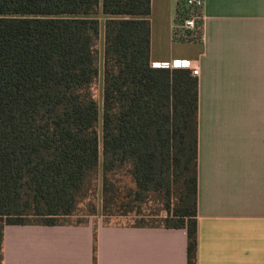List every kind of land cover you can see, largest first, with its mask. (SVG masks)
Instances as JSON below:
<instances>
[{
  "label": "trees",
  "instance_id": "1",
  "mask_svg": "<svg viewBox=\"0 0 264 264\" xmlns=\"http://www.w3.org/2000/svg\"><path fill=\"white\" fill-rule=\"evenodd\" d=\"M151 10L152 0H0V264L5 226L86 225L99 208L104 222L186 230L197 264L199 83L152 67Z\"/></svg>",
  "mask_w": 264,
  "mask_h": 264
},
{
  "label": "crops",
  "instance_id": "2",
  "mask_svg": "<svg viewBox=\"0 0 264 264\" xmlns=\"http://www.w3.org/2000/svg\"><path fill=\"white\" fill-rule=\"evenodd\" d=\"M184 2L152 0L151 63L199 70L197 264H264V0H204L190 42L174 39ZM3 255V264H188V236L98 213L86 225H7Z\"/></svg>",
  "mask_w": 264,
  "mask_h": 264
},
{
  "label": "built area",
  "instance_id": "3",
  "mask_svg": "<svg viewBox=\"0 0 264 264\" xmlns=\"http://www.w3.org/2000/svg\"><path fill=\"white\" fill-rule=\"evenodd\" d=\"M184 6L188 11L184 12V17L179 23L178 28L182 32L194 33L199 29V21L202 20V16L198 13L204 6V0H185ZM154 69H184L189 70L194 77L199 76V70L188 60H175L172 62L153 63Z\"/></svg>",
  "mask_w": 264,
  "mask_h": 264
},
{
  "label": "rangeland",
  "instance_id": "4",
  "mask_svg": "<svg viewBox=\"0 0 264 264\" xmlns=\"http://www.w3.org/2000/svg\"><path fill=\"white\" fill-rule=\"evenodd\" d=\"M98 18L100 19L101 22V40H100V54H101V75H100V83L95 89V93L97 95V98L100 103V109L102 112V105H103V51H104V25L107 17L103 15H99ZM102 125V123H101ZM101 125H100V133H101ZM98 205L101 207V194H98ZM99 215H101V210L99 208ZM73 222L77 221V218L72 219ZM107 224H112V225H131L133 223V220L126 219V218H116V219H111L108 221H105Z\"/></svg>",
  "mask_w": 264,
  "mask_h": 264
}]
</instances>
